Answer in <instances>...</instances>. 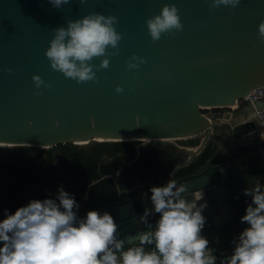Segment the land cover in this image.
Here are the masks:
<instances>
[{"label":"water","instance_id":"water-1","mask_svg":"<svg viewBox=\"0 0 264 264\" xmlns=\"http://www.w3.org/2000/svg\"><path fill=\"white\" fill-rule=\"evenodd\" d=\"M210 3L85 0L81 4L70 0L56 9L48 0H0V144L83 147L89 143L78 142L144 140L138 146V158L141 147L149 143L176 145L177 141L186 145L176 146L189 157L158 186L175 180L176 173L207 147L215 126L223 123L220 119L211 122L204 108L234 107L264 87V42L257 28L264 21V0H240L235 8L210 9ZM164 4L178 8L183 28L153 42L145 21L159 14ZM91 12L115 16V29L122 39L109 66L93 69L95 82L77 83L53 70L44 52L54 28ZM133 54L145 63L128 69L125 65ZM100 59L91 63L98 66ZM33 75L51 87L37 88ZM117 86L123 88L121 93L115 91ZM260 106L261 102L251 107L253 113ZM247 123L245 119L230 128ZM192 144L196 148H189ZM6 159L14 164L13 158ZM258 180L264 184V143L260 142L224 156L214 155L198 172L175 181L188 184L190 191L202 189L203 200L198 203L207 202L203 214L218 224L222 218L227 223L240 222L251 202L243 190ZM149 196L150 192L134 195L98 211L113 216L120 238L150 231L139 220L143 210L152 207ZM158 216H151L149 223Z\"/></svg>","mask_w":264,"mask_h":264},{"label":"clouds","instance_id":"clouds-1","mask_svg":"<svg viewBox=\"0 0 264 264\" xmlns=\"http://www.w3.org/2000/svg\"><path fill=\"white\" fill-rule=\"evenodd\" d=\"M69 2L48 0L56 9ZM79 2L84 4L85 0ZM239 3L211 0L209 8H235ZM116 23L115 16L91 12L54 28L44 52L51 68L77 83L95 82L93 69L107 68L109 58L119 53L122 36L115 29ZM145 24L153 42L162 34L171 35L173 30L183 28L174 4H164L159 14L146 19ZM257 28L258 38L264 42V21ZM94 58H101L98 66L91 63ZM143 63L142 57L133 54L125 66L137 69ZM32 80L37 88L42 84L51 87L38 75ZM115 91L121 93L123 88L117 86ZM148 191L152 207L145 208L139 220L151 230L124 238H120L118 224L108 211L93 209L82 217L78 215L80 205L63 185L54 198L29 199L12 212L4 209L0 219V264H214L216 256L208 254L209 240L201 234L207 207L206 201L198 203L203 200V190L190 191L188 184L178 185L170 178ZM243 191L251 198L239 218L246 226L230 241L227 264H264V184L258 180ZM157 213L155 222L149 223Z\"/></svg>","mask_w":264,"mask_h":264},{"label":"trees","instance_id":"trees-1","mask_svg":"<svg viewBox=\"0 0 264 264\" xmlns=\"http://www.w3.org/2000/svg\"><path fill=\"white\" fill-rule=\"evenodd\" d=\"M255 125L248 123L236 129L244 135L254 130ZM62 153L50 161L37 164L35 159L19 157L16 167H0V185L12 178L19 186L9 189L5 208L14 211L24 205L26 189L44 182L40 197L54 198L60 185L65 191L75 195L80 207L81 217L88 210H100L120 200L149 192L147 183L158 184L168 177L180 159L186 161V151L179 150L173 143L153 142L140 149L130 141L94 143L87 148L68 143ZM216 146L210 143L194 161L181 168L175 180L190 177L202 168L215 155ZM106 157V158H105ZM117 179V180H116ZM134 189V190H133Z\"/></svg>","mask_w":264,"mask_h":264},{"label":"crops","instance_id":"crops-1","mask_svg":"<svg viewBox=\"0 0 264 264\" xmlns=\"http://www.w3.org/2000/svg\"><path fill=\"white\" fill-rule=\"evenodd\" d=\"M251 107H254V106L251 104H246L242 106L239 109L238 113H234L233 115L227 114L224 118H222L223 123L215 126L214 135L209 142V144L214 143L217 148L215 156H224V155L230 154L238 150L240 147L244 145L259 143L260 133L262 130V125L259 120H255L253 122V124L255 125L254 130L244 135L237 134L236 129L239 127H242L245 124L238 126L235 130H232L230 128L231 125H235L239 122H242L245 119H248V118L250 119L251 117H253V111ZM210 120L212 121V119ZM193 147L196 148V146L193 144L190 145L189 148H193ZM177 148L179 150H183L179 147ZM186 153H187L186 155V159H187L189 157V154L187 151ZM183 162L185 161L180 159L177 165ZM163 179H161V181ZM161 181L158 184L149 182L147 183V185L149 187L158 186L161 183ZM5 187L6 189L8 188V192H9V189L13 188V186H11V178L7 180L6 183H3L0 185L1 189H4ZM37 194H38L37 188H32L31 186L30 191L25 193V197H26L25 204L28 202L29 199H33V197L36 198ZM226 221H227V218H222L221 223L216 224L215 222H212L206 219L205 227L202 229L201 234L204 235L209 240L208 251L209 250H220V249L231 247L232 245L230 241L235 236H237L239 232L242 231V229L246 226L245 224H242L240 222L239 223H234V222L227 223Z\"/></svg>","mask_w":264,"mask_h":264},{"label":"rangeland","instance_id":"rangeland-1","mask_svg":"<svg viewBox=\"0 0 264 264\" xmlns=\"http://www.w3.org/2000/svg\"><path fill=\"white\" fill-rule=\"evenodd\" d=\"M205 113L210 114V111L205 112ZM199 138L201 139V138H203V136H200ZM106 142L112 143L114 141H106ZM130 142L138 147L140 144L145 143L146 141H144V140H132ZM97 143H99V142H97ZM175 143H176V145L181 146V147L186 146L181 142L176 141ZM93 144L94 143L91 142L88 145L83 146V147L87 148L88 146H91ZM149 144H151V143H149ZM64 148H65V146H60V147L54 146V147H48L46 149L41 148V147L14 146L11 148L0 147V151L3 152V154L6 157H11V158L23 157L24 159H27V160L35 159L37 164H43V163H46V162L50 161L51 159H54L55 157H57V155H59V153H62ZM1 164H4V162L0 160V165ZM37 190L39 192L40 189H37ZM29 191H30V189H28V190L26 189V192H29ZM7 194H8V190L5 188L0 191V208H5Z\"/></svg>","mask_w":264,"mask_h":264},{"label":"built area","instance_id":"built-area-1","mask_svg":"<svg viewBox=\"0 0 264 264\" xmlns=\"http://www.w3.org/2000/svg\"><path fill=\"white\" fill-rule=\"evenodd\" d=\"M260 102H261V106L259 107V109L256 110L255 113H253V117H251L250 119L248 118V120H249V123H253L254 119H257L260 121L262 125V130L260 133L259 142L264 143V87H260L252 91L249 94V96L244 99V101H240L238 105L236 106L239 107L240 109L243 103L244 104L248 103L254 106L255 104L260 103ZM236 110L234 109V107H216V108L210 107V109H208L207 107L206 109L204 108L203 111L204 112L210 111V114L205 113L206 116L208 117L212 116L214 119L222 120V118H224L227 114L233 115L236 112ZM231 248L232 246L228 248L220 249V250H209L208 254L216 256V260L214 264H227L228 255H230L231 253Z\"/></svg>","mask_w":264,"mask_h":264},{"label":"flooded vegetation","instance_id":"flooded-vegetation-1","mask_svg":"<svg viewBox=\"0 0 264 264\" xmlns=\"http://www.w3.org/2000/svg\"><path fill=\"white\" fill-rule=\"evenodd\" d=\"M14 159V164H11L10 163V161L8 160V159H6V156L3 154V152H1L0 151V160L1 161H3L4 162V164H1L0 165V167H6V166H9V167H16L17 166V164H18V162H19V157H16V158H13ZM6 183V182H5ZM19 186L20 184H17L12 178H11V186H13V188L15 187V186ZM44 186V182H41V183H39V184H36V185H32V188H37V189H40L41 190V188ZM5 189H6V187H5ZM1 190H3V189H1L0 188V191ZM7 190H8V188H7ZM40 190H39V192H38V194H37V197L36 198H38V197H40ZM5 198V197H4ZM34 198V197H33ZM7 199H8V194H7V198H6V203H7Z\"/></svg>","mask_w":264,"mask_h":264},{"label":"bare ground","instance_id":"bare-ground-1","mask_svg":"<svg viewBox=\"0 0 264 264\" xmlns=\"http://www.w3.org/2000/svg\"><path fill=\"white\" fill-rule=\"evenodd\" d=\"M205 109H206V108H205ZM208 109H210V107H208ZM234 109H235V110L237 109L235 113H238V112H239V107L234 106ZM240 117H241V116H240ZM208 118H209V120L212 119V121L210 120L211 122L215 121L214 118H213L212 116H209ZM92 141H93V140H92ZM92 141H91V140H85V141H81V142H78V143H79V144H88V143H91ZM95 141H103V140H102V139H97V140H95ZM0 147L11 148V147H14V145L0 144ZM42 148L46 149V148H48V146H43ZM228 219H231V217L228 218ZM216 220H217V221H220L219 218H216Z\"/></svg>","mask_w":264,"mask_h":264}]
</instances>
